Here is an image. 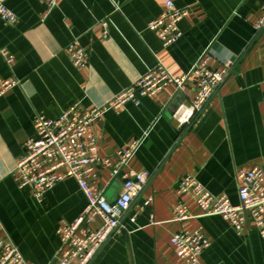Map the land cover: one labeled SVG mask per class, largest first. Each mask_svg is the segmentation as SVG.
<instances>
[{
    "label": "crops",
    "instance_id": "1",
    "mask_svg": "<svg viewBox=\"0 0 264 264\" xmlns=\"http://www.w3.org/2000/svg\"><path fill=\"white\" fill-rule=\"evenodd\" d=\"M172 2L190 8L179 23L180 39L164 48L148 25ZM17 22L0 19V77L18 85L0 98V230L28 264H50L61 248L58 229L72 224L87 200L75 179H66L37 199L20 188L13 172L36 140L37 115L54 120L77 105L103 107L160 62L175 77L205 54L209 69L230 72L188 127L172 118L196 93L188 79L181 90L168 85L140 104L120 110L106 106L94 122L99 155L118 163L117 153L138 143L122 173L149 175L123 217L89 264H185L170 238L182 228H202L210 242L202 264H264V237L253 225L238 235L220 216H201L193 199L180 197L178 183L195 178L213 195L238 204L237 175L264 172V27L256 30L263 0H58L50 8L38 0H5ZM77 42L87 53L77 69L66 49ZM3 52L13 61L8 64ZM90 179L106 200L121 195L122 179L96 166ZM151 199L148 206L144 202ZM183 202L192 217L174 221ZM100 218L88 227L98 230Z\"/></svg>",
    "mask_w": 264,
    "mask_h": 264
},
{
    "label": "built area",
    "instance_id": "2",
    "mask_svg": "<svg viewBox=\"0 0 264 264\" xmlns=\"http://www.w3.org/2000/svg\"><path fill=\"white\" fill-rule=\"evenodd\" d=\"M38 1L51 9L58 0ZM4 3L5 0H0V19L13 25L17 22V17ZM166 5V10L148 25V29L161 39L164 48L170 47L180 39L179 23L190 12L189 7L178 9L171 1ZM263 27L264 0L256 30L260 31ZM66 53L77 69L86 67L87 53L77 42L71 43ZM2 54L8 64L13 61L5 52ZM209 61V55L205 54L189 70L188 75L183 77H175L159 62L154 69L141 75L133 85L122 90L101 108L83 111L77 105H72L54 120L37 115L33 127L38 133V138L25 141V154L13 172L20 188L30 187L32 194L40 199L45 191L56 184L73 178L87 200L83 212L73 223L58 229L61 248L50 264H89L91 257L103 243L119 231L120 219L129 210L149 178L144 172L133 177L122 173L123 167L138 146L137 142L129 144L126 149L117 153L119 161L116 164L108 158L100 157L94 122L101 116L105 107L109 106L118 111L126 103L138 106L141 97L155 96L168 85L181 90L190 78L195 82V96L188 105H179L172 117L180 127H188L203 111L206 103L230 72L229 66L212 71L208 67ZM16 85L17 81L3 80L0 77V98ZM96 166L107 168L111 176L122 179L121 195L112 203L90 182V179L95 177L93 172ZM237 181V205H233L226 195H213L192 177L181 179L177 191L180 197L188 196L194 200L201 210V216H220L238 235L243 234L247 226L253 225L259 235L264 237V172L261 168L242 171L237 175ZM150 203L151 199H148L144 205L148 206ZM173 215L174 221L179 223L192 218L181 201L175 204ZM97 217L101 219L102 224L98 230H93L88 226ZM1 232L2 230L0 264H28L18 247L7 235L2 236ZM170 242L175 255L185 264H202L200 256L210 247L202 228L192 231L182 228L170 238Z\"/></svg>",
    "mask_w": 264,
    "mask_h": 264
}]
</instances>
